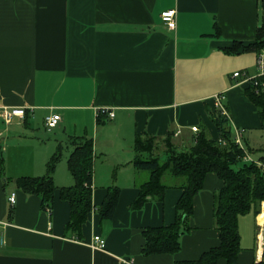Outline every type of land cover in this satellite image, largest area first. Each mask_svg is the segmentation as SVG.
I'll return each instance as SVG.
<instances>
[{
    "label": "crops",
    "instance_id": "obj_1",
    "mask_svg": "<svg viewBox=\"0 0 264 264\" xmlns=\"http://www.w3.org/2000/svg\"><path fill=\"white\" fill-rule=\"evenodd\" d=\"M172 8L173 29L161 16ZM263 18V0H0V104L32 108L23 121H0V264H174L217 246L214 195L223 180L210 172L180 250L142 253L143 230L172 224L183 190L169 187L163 200L133 208L149 178L133 165L134 143L138 135L164 137L173 130L184 148L198 132L193 126L206 127L218 141L215 96L223 93L234 132H242L250 156L259 160L262 120L248 84L233 73L255 72L257 50L243 47L255 42ZM236 43L239 51L230 52ZM52 113L61 120L49 130L45 118ZM84 136L94 141L95 208L77 238L65 232L71 205L60 188L74 184L70 138ZM60 144L57 190L47 211L40 195L15 181L45 175ZM255 149L260 153L253 155ZM110 186L120 188L119 201L113 216L102 218ZM259 211L239 218L238 264H264V201ZM95 235L106 239L105 249L92 247Z\"/></svg>",
    "mask_w": 264,
    "mask_h": 264
},
{
    "label": "trees",
    "instance_id": "obj_2",
    "mask_svg": "<svg viewBox=\"0 0 264 264\" xmlns=\"http://www.w3.org/2000/svg\"><path fill=\"white\" fill-rule=\"evenodd\" d=\"M264 9V0H263ZM264 46V18L258 27L254 43L243 50H258ZM236 43L230 52L239 51ZM247 94L257 107L264 130V94H256L247 89ZM101 123V120H98ZM214 122L220 139L212 140L206 127L199 128L190 145L181 148L175 143L174 131L164 137L144 134L136 137L134 148L136 157L133 165L138 170L149 173V178L140 186V192L132 207L141 208L150 198L163 200L169 187L182 188L183 192L176 204V219L170 225L148 227L143 230L145 239L142 246L144 255L159 253L175 254L181 248V236L191 230L190 218L194 213V198L204 188L208 173L215 172L223 180V186L214 195V218L219 230L220 242L205 251L195 260H178L174 264H218L224 258L227 264H238L241 250L239 218L254 210L258 214L264 201V155L258 164L245 160L249 153L245 145L235 141V132L227 115L218 111ZM75 147L68 158V167L74 184L60 188V196L71 205V217L65 225L66 234L82 237V227L89 213L95 208L93 203V168L95 160L94 141L89 137H72ZM165 149L167 158L162 159L160 150ZM62 145L46 163L43 176H22L16 185L27 194L42 197V206H52L57 186L54 172L61 158ZM264 150V146L262 147ZM240 162H243L239 165ZM235 165H239L238 168ZM120 188L110 186L99 209L102 218L113 216L119 201ZM264 263V260L263 262Z\"/></svg>",
    "mask_w": 264,
    "mask_h": 264
},
{
    "label": "built area",
    "instance_id": "obj_3",
    "mask_svg": "<svg viewBox=\"0 0 264 264\" xmlns=\"http://www.w3.org/2000/svg\"><path fill=\"white\" fill-rule=\"evenodd\" d=\"M176 9H167L162 12V20L167 25L168 28H175L176 27ZM234 77H241V81L248 84V88L255 92L256 94H264V46L257 50V56H256V69L254 73H250L246 70L244 71H236L233 73ZM225 98V95L223 93L217 94L215 96L216 105L221 111L223 115H227L228 113L223 105V100ZM28 111H32L31 107H25V106H17L12 107L4 104H0V121H2L6 125H11L15 122L16 119H20V121L25 120ZM105 112V110H104ZM109 115L112 117L114 116V113L112 111L109 112ZM61 120V116L58 113H52L46 116L45 118V126L51 130L54 127H56ZM192 129L194 131H198V126H193ZM180 133V130L176 131V135ZM235 141L237 144H239L241 147H243V136L242 132L239 130H236L235 133ZM245 160L247 161H255L258 164H262L259 160H254L250 156L249 153L245 155ZM10 203L14 204L16 202V193H11L9 197ZM47 211H50L48 208ZM3 240H1L2 242ZM93 248L96 249H105L106 247V239L103 238L101 235H95L93 239V243L91 244ZM132 264V260L128 259H120V262L118 264Z\"/></svg>",
    "mask_w": 264,
    "mask_h": 264
},
{
    "label": "rangeland",
    "instance_id": "obj_4",
    "mask_svg": "<svg viewBox=\"0 0 264 264\" xmlns=\"http://www.w3.org/2000/svg\"><path fill=\"white\" fill-rule=\"evenodd\" d=\"M234 137H236V136H234ZM262 140H263V139H262ZM246 146H247V144H246ZM159 153H160V155H161L160 157H161L162 159H166V158H167V155H166L165 149H161ZM259 153H260V151L257 150V149H255V150L252 152L253 155H255V154H259ZM242 163H243V162H240L239 165H241ZM239 165H235V167L238 168ZM12 184H13L12 182H9V183H8V185H12Z\"/></svg>",
    "mask_w": 264,
    "mask_h": 264
},
{
    "label": "bare ground",
    "instance_id": "obj_5",
    "mask_svg": "<svg viewBox=\"0 0 264 264\" xmlns=\"http://www.w3.org/2000/svg\"><path fill=\"white\" fill-rule=\"evenodd\" d=\"M261 218H263V214H261V216H260ZM262 221V220H261Z\"/></svg>",
    "mask_w": 264,
    "mask_h": 264
}]
</instances>
